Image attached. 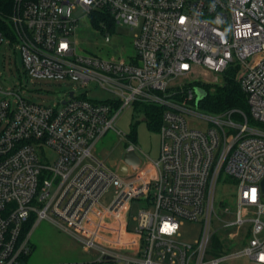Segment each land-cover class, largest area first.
Listing matches in <instances>:
<instances>
[{
  "label": "built area",
  "instance_id": "built-area-1",
  "mask_svg": "<svg viewBox=\"0 0 264 264\" xmlns=\"http://www.w3.org/2000/svg\"><path fill=\"white\" fill-rule=\"evenodd\" d=\"M78 6L136 31L132 61L78 54ZM8 28L0 48L18 53L32 82L75 83L112 97L70 91L50 106L28 100L21 88L5 91L0 79V264H30L26 227L52 215L93 258L71 264H221L241 256L264 264V0H15ZM230 69L249 114L204 116L188 107L195 87L219 82L200 72ZM136 103L163 109L160 154L147 160L130 146L141 164L121 175L120 164L113 170L93 148ZM223 173L236 183L237 209L225 211L231 222L215 208ZM135 202L143 207L131 225ZM215 219L224 224L214 231ZM184 221L203 223L197 242L179 241ZM229 227L225 241L216 239ZM246 239L242 250L225 253Z\"/></svg>",
  "mask_w": 264,
  "mask_h": 264
},
{
  "label": "rangeland",
  "instance_id": "rangeland-1",
  "mask_svg": "<svg viewBox=\"0 0 264 264\" xmlns=\"http://www.w3.org/2000/svg\"><path fill=\"white\" fill-rule=\"evenodd\" d=\"M73 18L77 20V30L74 40L77 45V52L82 56H98L101 59L129 63L136 56V48L134 46L133 31L129 25H118L116 23L109 24L105 21L96 19L94 14H88L82 7H76L73 11ZM95 18V19H94ZM98 23H94L97 21ZM103 25L110 30H104ZM16 60V62H15ZM204 80L214 83L217 80L221 84L220 78L227 80H236V70L230 69L225 73H210L204 75L199 73ZM0 79L5 91L20 92V88L25 91V98L28 100L56 106L59 102L68 97V92L75 91L77 96L87 95L90 98L105 100L112 96L101 90H91L93 87H81L75 83L58 84L49 81L32 82L24 73L20 62V56L15 53L13 48L4 44L0 48ZM223 81V82H224ZM93 86V85H92ZM197 87L194 88L195 100L189 102L188 107L197 113L210 116L216 113L200 107L198 103ZM146 103L131 105L122 110L120 116L115 123V129H110L97 143L94 145L93 154L107 166L115 170L122 162L125 152L130 146H134L137 153L144 159H157L160 154L161 139L159 131L150 129L147 122ZM249 114V109L244 111ZM192 123L207 122L199 118H189ZM252 125V122H251ZM260 127V125H256ZM136 131V139H130L133 131ZM122 132V134H118ZM50 157L49 165H52L54 153H48ZM138 168V167H137ZM126 174V173H124ZM236 183L227 174L223 173L216 184L215 190V208L218 216L225 222H231L235 216L226 213V210L235 212L236 206ZM114 197L112 189L102 200L103 205L109 206ZM142 202H135L131 211V225L135 223L134 217L139 214L142 209ZM55 216H50L43 220L34 218L26 227L29 230L28 236L32 248V253L28 258L30 264H71L89 262L93 258L91 254L86 253L77 240L69 233L62 230L57 223ZM224 223L215 219L213 230L219 229ZM203 231V223L184 221L181 226V236L179 241L182 243L197 242ZM233 228H222L216 233V239L223 242L228 233L233 232ZM243 236V234H242ZM250 238V236L248 237ZM248 244L247 239L238 247L227 248L225 253L229 254L234 251L242 250ZM221 264H255L248 257L241 256L230 258Z\"/></svg>",
  "mask_w": 264,
  "mask_h": 264
},
{
  "label": "trees",
  "instance_id": "trees-1",
  "mask_svg": "<svg viewBox=\"0 0 264 264\" xmlns=\"http://www.w3.org/2000/svg\"><path fill=\"white\" fill-rule=\"evenodd\" d=\"M14 3L15 0H0V32L9 29L8 19L13 13ZM93 14L96 19L105 21L109 24L114 23L112 18L102 11H96ZM94 23L97 24L98 20L94 21ZM199 86H201L206 92V96L200 102V107L214 113H220L231 109L247 110L245 94L236 80L230 79L216 85L200 83ZM162 112V108L155 106L147 107V122L150 129L155 131L160 130L162 124ZM130 139H136L135 130L130 135ZM25 231L29 230L26 229ZM221 252H223V249H221Z\"/></svg>",
  "mask_w": 264,
  "mask_h": 264
},
{
  "label": "water",
  "instance_id": "water-1",
  "mask_svg": "<svg viewBox=\"0 0 264 264\" xmlns=\"http://www.w3.org/2000/svg\"><path fill=\"white\" fill-rule=\"evenodd\" d=\"M196 92L198 94V103H200L203 98L206 96V92L203 88H197ZM70 96H73V93L70 94ZM141 164V158L137 155V153L132 150L128 149L127 152H125L123 156L122 163H120L118 167V171L121 175H124V173H127V165H131L134 169L139 167Z\"/></svg>",
  "mask_w": 264,
  "mask_h": 264
}]
</instances>
